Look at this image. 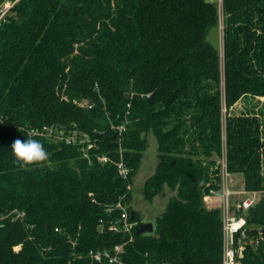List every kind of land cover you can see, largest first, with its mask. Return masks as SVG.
<instances>
[{"label": "trees", "instance_id": "trees-1", "mask_svg": "<svg viewBox=\"0 0 264 264\" xmlns=\"http://www.w3.org/2000/svg\"><path fill=\"white\" fill-rule=\"evenodd\" d=\"M221 16L223 53L208 38ZM263 96L264 0H19L0 30V264H113L91 251L123 243L125 264H222V208L204 197L221 191L223 148L228 171L263 192L246 217L251 236L264 233V111L230 112ZM126 117L120 140L111 124ZM51 124L87 132L89 157L35 134L48 159L18 165L14 140ZM150 131L158 162L144 196L176 193L152 233H135L136 211L130 241L108 226L121 210L107 209L122 198L131 212ZM249 239L241 263L264 264V240Z\"/></svg>", "mask_w": 264, "mask_h": 264}, {"label": "built area", "instance_id": "built-area-1", "mask_svg": "<svg viewBox=\"0 0 264 264\" xmlns=\"http://www.w3.org/2000/svg\"><path fill=\"white\" fill-rule=\"evenodd\" d=\"M19 0H4L0 4V30L4 22L6 21L7 15L10 13L13 6ZM81 107L91 108L93 103L89 99H82L77 101ZM130 106V103L128 104ZM129 113V111H127ZM128 119L123 121L121 124H111V128H115L119 132V139L121 140V134L126 129V123ZM29 132L34 134L45 135L49 138V140L55 143H64L70 145H79L81 151L84 156L89 157V151L96 146L95 141L91 138V136L84 132L83 130L73 127H65L63 125L51 124L44 125L42 128H31ZM98 160L102 163H106L111 161L110 156L107 154L98 155ZM117 171L120 176L127 178L131 171V168L126 165L123 155L122 148H120V158L119 160L114 162ZM221 164V175H222V188L221 191L215 192L211 190V192L204 197L205 201L208 203L213 198H219L220 207L222 208L223 213V260L222 264H242L241 258L245 249L246 242L249 240L255 241L256 243L264 240V233L260 229H254L255 235H250V227L248 225V220L246 217L247 210L253 206L262 195L261 190H246L243 186V189H231L229 186L231 178V173L227 169V161L226 155L224 154L223 161ZM246 195L242 197L239 204L235 206V204L231 203V197L233 195ZM219 195V196H218ZM242 208L244 213L237 214L236 209L233 208ZM121 210L120 216L115 221L110 222L108 225L110 229L114 231H122L129 235V240L131 241L134 236V228L135 222L131 220L130 212L128 209L127 203L120 198L114 205L110 206L107 210ZM104 228V226H102ZM124 243L118 244L114 246L112 251H103V252H93L91 251V255L95 260H102V258H107L110 263L113 264H125L123 261L121 254L124 252Z\"/></svg>", "mask_w": 264, "mask_h": 264}, {"label": "rangeland", "instance_id": "rangeland-1", "mask_svg": "<svg viewBox=\"0 0 264 264\" xmlns=\"http://www.w3.org/2000/svg\"><path fill=\"white\" fill-rule=\"evenodd\" d=\"M219 2V0H217ZM209 40L218 48L219 51L223 50V21L222 16L220 17L219 24L213 27L208 35ZM223 53V52H222ZM221 56V63H222ZM257 108V110L264 111V96L251 98L249 101L245 99L239 100L235 105L232 106L230 110L231 113H241L250 107ZM226 117V108L223 110V119ZM157 138L153 131L148 133V146L144 151V155L141 159L140 167L133 178V183L131 185V199L130 206L132 209L138 211L144 222H153L155 224L156 218L162 214L166 209L170 198L175 195V191H172L168 185L164 186L163 192L157 194L152 200L146 199L143 193V186L145 180L154 173L157 162H158V150H157ZM225 148H223V155L218 158L221 162L224 159ZM231 178L233 181L229 183L231 189H243L244 178L242 174H232ZM219 196V195H218ZM246 195H233L231 197V203L238 205L241 198ZM261 197V194H259ZM219 198H213L207 204L217 205L220 204ZM221 200V199H220Z\"/></svg>", "mask_w": 264, "mask_h": 264}, {"label": "clouds", "instance_id": "clouds-1", "mask_svg": "<svg viewBox=\"0 0 264 264\" xmlns=\"http://www.w3.org/2000/svg\"><path fill=\"white\" fill-rule=\"evenodd\" d=\"M11 151L15 162L21 167L40 164L48 159V152L44 144L35 138V134L32 132L27 133L26 140L15 139L11 144Z\"/></svg>", "mask_w": 264, "mask_h": 264}, {"label": "water", "instance_id": "water-1", "mask_svg": "<svg viewBox=\"0 0 264 264\" xmlns=\"http://www.w3.org/2000/svg\"><path fill=\"white\" fill-rule=\"evenodd\" d=\"M135 213H136V210L132 209L130 212L131 219L134 218ZM154 229H155V226L153 222H143L137 227V229L135 230V233L137 235L141 233H152Z\"/></svg>", "mask_w": 264, "mask_h": 264}, {"label": "crops", "instance_id": "crops-1", "mask_svg": "<svg viewBox=\"0 0 264 264\" xmlns=\"http://www.w3.org/2000/svg\"><path fill=\"white\" fill-rule=\"evenodd\" d=\"M212 206H214V207H215V206H219V207H220V204H217V205H212Z\"/></svg>", "mask_w": 264, "mask_h": 264}]
</instances>
